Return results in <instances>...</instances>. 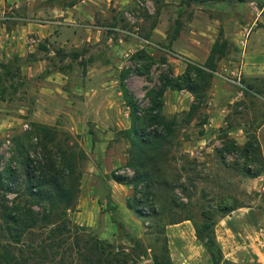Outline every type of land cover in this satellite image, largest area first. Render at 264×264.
<instances>
[{
    "label": "rangeland",
    "instance_id": "rangeland-1",
    "mask_svg": "<svg viewBox=\"0 0 264 264\" xmlns=\"http://www.w3.org/2000/svg\"><path fill=\"white\" fill-rule=\"evenodd\" d=\"M216 1L131 0L130 7L104 11L82 3L85 7L75 8L66 20L47 1L17 7L5 1L0 7V36L9 34L0 38V74L2 65L10 73L0 97L2 179L10 168L15 178L7 184L19 187L26 179L24 160L38 179L46 151L59 165L68 151L73 177L79 179L75 206L60 222L63 241L43 254L50 226H35L16 245L24 252L20 264H56L59 258L64 264H84L82 253L92 238L110 244L103 259L113 263L117 255L120 264H154L152 255H157L174 264H213L211 251L219 247L220 264H264V72L244 73L238 65L236 51L245 49L246 35L235 44L222 36L223 23H208L209 17L230 15ZM70 2L80 0H64L62 6ZM257 23L264 26V16ZM191 38L201 43L202 54L215 42H227L215 67L220 60L231 61L240 84L226 81L241 92L238 100L226 106L222 127L207 130L208 90L205 104L188 123L182 111L189 96L168 90L163 113L177 116L162 146L157 179L111 186L112 173L126 182L136 172L129 164L132 146L125 130L130 117L118 85L121 71L127 70L126 85L145 109L148 92L160 86L161 76L174 77L180 61L197 66L183 59V50L195 46ZM94 186L95 207L86 202L78 208L82 192ZM15 195L10 192L7 199ZM129 202L139 205L142 215L129 209ZM43 205L31 208L41 213Z\"/></svg>",
    "mask_w": 264,
    "mask_h": 264
},
{
    "label": "trees",
    "instance_id": "trees-1",
    "mask_svg": "<svg viewBox=\"0 0 264 264\" xmlns=\"http://www.w3.org/2000/svg\"><path fill=\"white\" fill-rule=\"evenodd\" d=\"M54 1L56 0H48L47 2L52 3ZM220 1L241 2L243 0ZM68 4L72 5L73 2ZM226 46V41L215 42L202 65L196 64L197 66H195L190 62L181 74L174 77L161 76L160 86L156 90L148 92L150 105L145 109H140L139 104L126 85L127 70L121 71L118 85L125 105L129 109L130 117V127L125 130L132 146V150H130L132 160L129 164L136 167V172L134 177L131 178L133 180L130 181L125 182V178L115 173H112L111 179L117 183H127L128 185L134 180L157 179V175L160 173L159 156L163 152L162 146L169 142L168 139L173 133L172 126L176 123L175 118L177 116V114H173L168 117L163 113L165 91L185 89L193 95L189 109L182 111L187 115L188 120L186 121L188 123L205 104L206 92L214 76L213 72L216 70L215 62L224 55ZM163 60L165 61V59ZM7 68L6 65H2V70L4 71L0 74V97L3 96L5 90L2 82L7 80L10 74ZM205 120L206 115L204 117ZM230 128L226 127V130L228 131ZM232 143L236 146L234 141ZM245 149H247V143ZM63 155V161L59 165L46 151L45 160L38 167L39 174L36 180L33 179L35 169H32L30 163L24 160L23 157L22 161L24 160L26 163V179H21V182L16 184L20 188L11 189L7 184L8 181L11 184L14 180V171L10 168L4 169V177L7 179H2V173H0V264H20L18 259L24 257V252L21 251L19 253L20 249L16 245L23 241L24 234L35 226H50L49 234L46 238L50 244L43 240L44 244H46L43 247L41 246L42 250L45 249L43 254L49 251L48 247L52 248V246L63 241L59 233L65 224L60 222L65 220L64 217L67 210L75 206L76 193L78 192L77 185L79 183L78 177H73L75 166L69 158L70 154L68 151H64ZM81 155L83 156V153ZM245 172H248V169H245ZM78 176L80 178L81 173ZM10 192H14L16 195L13 199L8 200L7 194ZM148 194L147 192L146 195ZM22 196L27 199L21 201L20 198ZM33 204H44L42 207L43 211L41 213L35 212L31 208ZM137 206L139 205L127 203L129 209H133L138 215H142V211ZM234 209V206L223 208V212L228 214ZM91 240V245L85 247V251L82 253L84 264H120L121 261L117 255H115V263L103 259L104 253L108 254V251H105V247H110V244H105L104 241L97 238H92ZM134 241L135 244L139 243L138 239ZM203 244L209 248L207 243L203 242ZM217 248L216 251H211L213 264H220L222 256H220L219 247ZM16 252L20 256L17 257ZM77 252L80 254L78 249ZM109 254H112L111 251ZM61 257H64V253ZM152 260L154 264H174L168 256L159 258L157 255H152ZM56 264H64L62 258H59Z\"/></svg>",
    "mask_w": 264,
    "mask_h": 264
},
{
    "label": "crops",
    "instance_id": "crops-1",
    "mask_svg": "<svg viewBox=\"0 0 264 264\" xmlns=\"http://www.w3.org/2000/svg\"><path fill=\"white\" fill-rule=\"evenodd\" d=\"M5 1L13 3L14 6H19L20 3H26L32 6V4H38L39 2H46L48 0H0V7L4 5ZM64 0H56L51 3L50 7H53L52 10L58 14L59 16H63V13L65 14L64 20H66L70 15L73 14V11H75V8L79 7H85L82 6V3L90 4L91 2L96 5L98 9H102V11L109 8V6H113L115 8H126L127 6L130 7V1L131 0H80V2L75 4H67V6H62ZM260 1L262 0H249V1H241L240 2H224L217 0L216 2H219L222 4V9L224 10L226 8L227 11H229L230 15L219 18V20L213 19L211 17L208 18V23L215 24L216 22L223 23L224 31H222V36L228 40H232L235 42V44H239V41H243L244 35H246V44L245 49H241V47H238V50L236 51L237 58L239 59L238 65L242 68V72L244 73H250V72H264V26L262 24L257 23L262 20V16H264V4H260ZM59 3V4H58ZM241 4V5H240ZM65 7V8H64ZM69 9H71L69 11ZM263 12V14H262ZM28 24H36L38 23L30 21ZM41 26V25H39ZM43 27V26H41ZM212 30V29H211ZM12 36H15L14 33L11 34ZM196 33L194 32V36ZM218 33H216V36ZM6 36H9V34H2L0 38ZM40 36H47V33H41ZM191 42H194V40L191 38ZM198 39L195 38L196 43L194 42L195 46L191 45L192 49H184L183 50V59L186 61H194L198 64H203L206 60L208 54H209V48L205 47L204 54H202V45L197 41ZM1 44V43H0ZM198 44V45H196ZM3 46V45H1ZM244 46V43H243ZM200 48V49H198ZM181 62V68L180 70L174 73L175 75L181 74L185 68L186 63L184 61ZM229 62H224V60H220L218 62L217 70L222 71L223 69H226L228 73H231V66L229 65ZM234 75V74H233ZM234 86L231 83H228L226 79L213 76L210 82V86L208 89V94L211 95V99L208 100V107L205 108V114H206V123H204V127L207 130L211 129H218L222 127L225 123V115L227 113L226 106L228 104L233 103L234 101L238 100L241 92L233 90ZM164 93V107L167 104L166 97L167 92ZM171 93H174V96H178L179 94L189 96V102L188 106H185L184 109L187 110L193 100V95L188 92L185 89L181 90H170ZM182 102V101H181ZM233 133V132H231ZM111 186H114L116 183L115 181H109ZM114 182V183H113ZM121 185V184H120ZM96 191L95 188H90L88 191H83L82 196H80L81 205H78V208L81 206L84 208V204L87 202L90 204L91 207H95L93 205L94 202H96ZM94 198V200H92ZM90 207V209H91ZM79 215H81L82 212H78ZM86 223L91 224L90 219L84 218ZM94 221V220H93Z\"/></svg>",
    "mask_w": 264,
    "mask_h": 264
},
{
    "label": "built area",
    "instance_id": "built-area-1",
    "mask_svg": "<svg viewBox=\"0 0 264 264\" xmlns=\"http://www.w3.org/2000/svg\"><path fill=\"white\" fill-rule=\"evenodd\" d=\"M227 70L226 69H223L222 71H218L217 69L213 72V74L215 75V76H218V77H221V78H224V79H226V80H228V81H232L233 83H235V84H240L239 82V74H237L236 75V73L234 74L233 72H231L232 74H234L235 76H233V78L234 79H231L230 77H227L226 75H225V73H223V72H226ZM228 72V71H227ZM239 72V71H238ZM238 76V77H237Z\"/></svg>",
    "mask_w": 264,
    "mask_h": 264
}]
</instances>
